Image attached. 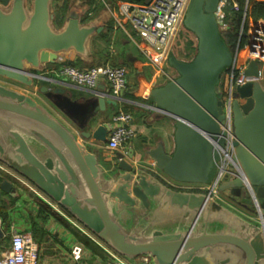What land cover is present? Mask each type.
Masks as SVG:
<instances>
[{
  "label": "water",
  "instance_id": "obj_1",
  "mask_svg": "<svg viewBox=\"0 0 264 264\" xmlns=\"http://www.w3.org/2000/svg\"><path fill=\"white\" fill-rule=\"evenodd\" d=\"M220 1L190 0L182 26L195 35L196 52L182 59L170 51L168 65L175 76L150 90L149 107L175 123L172 152L162 143L145 145L142 151L130 147L126 153L116 152L118 162L111 168L88 141H107L110 125L100 122L99 113L108 103L119 104L110 92L83 99L66 87L41 86V92L77 122L83 138L79 142L32 94L0 83V160L122 255L149 254L155 264H264V83L256 79L257 59L245 69L249 80L234 91L230 165L237 173L228 171L226 183L218 187L233 203L225 210L241 222L240 233L198 234L193 224L185 228L181 222L168 232L151 226L141 234L122 232L168 201L197 216L211 206L223 209L209 191L189 192L163 180L208 185L220 171L226 146L222 79L232 66H241L247 52L245 45L235 51L228 46L218 15ZM53 7L54 0H0L2 78L32 87L49 78L40 71L56 63L61 53L73 50L89 57L90 39L104 24L84 22L86 10L75 7L57 28ZM17 189L14 181L0 176V203ZM241 208L249 216L240 214ZM4 236L0 223V239ZM225 253L232 257L222 259Z\"/></svg>",
  "mask_w": 264,
  "mask_h": 264
},
{
  "label": "crops",
  "instance_id": "obj_2",
  "mask_svg": "<svg viewBox=\"0 0 264 264\" xmlns=\"http://www.w3.org/2000/svg\"><path fill=\"white\" fill-rule=\"evenodd\" d=\"M62 3L63 0H54L55 26L58 23L62 27L70 10L75 7L86 10L85 15L88 14L89 16L87 23L101 22L104 24L105 27L102 32L95 34L90 39L89 57L83 58L73 50L61 53L56 63H48L40 71L41 74L46 75L51 80L49 78L39 80L32 87L18 84L1 76L0 83L16 88L21 92L32 94L42 109L62 122L77 135L78 141L82 142L83 138L80 135L77 122L63 114L41 92V86L47 85L51 88L66 87L67 89H72L73 94L77 98L96 99L109 93L108 83L102 80L93 89L79 85L59 73L58 69L62 64H71L79 68H90L95 64L108 62L124 66L127 70L128 83L122 94V100L117 106L112 103L106 104V109L99 113L100 122L113 123L114 116L119 110L129 111L132 115L129 125L134 129L135 135L120 149L108 148V140L101 145H98L92 138L88 139V141L93 144L94 149L102 158L110 162L111 168H115L118 162L115 155L116 152L126 153L130 147L135 148L137 151H142L145 145L156 146L162 143L168 152H172L174 150L175 123L169 116H159L152 107H149L148 97L152 87L165 83L170 77L175 76V72L170 71L165 66L170 77L162 74L158 75L156 66L147 59L140 47L129 38L126 31L116 27L115 19L108 3H104L102 0H69L64 13H60V9L57 6ZM135 5L134 3L121 1L118 5L119 8L114 9L115 14H120L125 18L135 8ZM125 20L127 27L133 32L131 21ZM106 28L107 30H105ZM96 36L97 38H94ZM137 39L140 40V37L137 36ZM103 45L106 47L105 50L101 48ZM172 50L182 59H188L194 53L192 51L187 54L183 49V54L177 51L174 46L170 51ZM68 61L75 64L66 63ZM93 61L95 62L93 63ZM225 82L224 76L222 84L225 85ZM71 86L75 88H71ZM95 91L98 92L96 93ZM136 161L138 162V159H135L134 163ZM148 161L151 164L154 162L153 159H148ZM0 165L4 167L3 169L0 167V176L11 179L18 186L16 193L7 196V201L4 199L0 203V223L5 230V236L0 239V255L10 247L11 232L17 228L21 231L29 232L34 238L38 245L39 264H102L115 260L125 264H142L143 255H122L107 242L101 240L83 222L72 215L64 206L58 204L55 199L39 189L32 181L15 172L13 168L1 160ZM5 168L13 173H9ZM17 177L25 179L28 184H23ZM163 180L171 187H181L189 192L200 193L207 189L203 184H179L169 177L163 176ZM216 199L224 205L223 209L211 206L198 216L195 211L189 214L186 208L172 205L170 201L164 202V204L154 206L148 217L140 216L132 224V230L127 232L122 228V232L126 234H141L147 228L149 229L150 226L152 230L160 229L168 232L169 228L181 222L185 228L193 224L198 234L204 232L209 234L240 233L241 222L225 210L227 207L230 208L233 203L221 192ZM237 210L240 214L249 216V212H246L243 208ZM2 212H5L6 216H3ZM114 217L117 220L118 214L115 213ZM254 217L256 216L254 215ZM230 257H232L231 253L222 255L224 260ZM155 263L156 261L151 257V264Z\"/></svg>",
  "mask_w": 264,
  "mask_h": 264
},
{
  "label": "built area",
  "instance_id": "obj_3",
  "mask_svg": "<svg viewBox=\"0 0 264 264\" xmlns=\"http://www.w3.org/2000/svg\"><path fill=\"white\" fill-rule=\"evenodd\" d=\"M102 2L106 3L105 0H102ZM189 2L190 0H151L148 4H136L135 8L125 18L120 14H115L114 9L110 8V10L115 19L116 27H120L126 31L129 38L140 47L147 59L156 66L158 75L169 76L165 66L168 64L170 50L181 29ZM228 4H231L234 9L240 8L238 0L220 1L218 15L221 18L220 25L222 30L228 28L226 12L224 10ZM125 19L131 21L133 32L127 27ZM240 33L241 35L247 33V41L245 43L247 52L239 68H236L234 65L225 73V89L222 90L224 112L226 113V122L223 125V129L226 132V146L220 161L219 174L213 183L205 185L206 191H209L216 198L220 194L218 187L227 172L232 171L237 173V170L230 165L232 161V143L235 139L232 123V106L236 86L242 85L249 80V77L245 74V69L251 60H258L260 74L256 79L264 83V20H250L248 28L245 30L242 27ZM137 36L140 37V40L137 39ZM58 71L75 83L92 89L96 88L102 80H105L109 85L110 94L115 97L118 103L122 100V94L128 83L126 68L108 62L97 64L90 68H79L71 64H62ZM131 120L132 115L129 111L121 109L116 113L114 122L109 124L107 135L108 148L120 149L135 135L134 129L129 125ZM0 167L4 168L1 165ZM6 171L11 174L13 173L8 169ZM17 178L23 184H28L25 179L21 177ZM37 251L38 245L32 235L29 232L15 228L11 232L10 247L0 255V264H39ZM102 264L125 263L115 260ZM142 264H151V255H143Z\"/></svg>",
  "mask_w": 264,
  "mask_h": 264
},
{
  "label": "trees",
  "instance_id": "obj_4",
  "mask_svg": "<svg viewBox=\"0 0 264 264\" xmlns=\"http://www.w3.org/2000/svg\"><path fill=\"white\" fill-rule=\"evenodd\" d=\"M60 1V0H57ZM125 1L130 2L134 4H146V2L151 0H105L106 3L110 5L112 9L119 8V2ZM240 8L234 9L231 4H228L225 7L226 12V21L228 22V28L226 30H222V34L228 44V46L235 51L240 44V46H244L247 38L244 35H241L240 31L241 28L244 27L246 30L248 28L250 20H258L262 19L264 20V1L259 0H238ZM69 3V0H63V3L58 7L60 9V13H64L65 9L67 8V5ZM61 15V14H60ZM89 19L88 14L84 16V22H86ZM197 46L196 42L191 36H188L186 38V44H185V51L187 54H190V52H196ZM66 63H72L74 62L68 61ZM225 76V75H224ZM224 79V77H223ZM222 79V80H223ZM3 216H6L5 212H2Z\"/></svg>",
  "mask_w": 264,
  "mask_h": 264
},
{
  "label": "rangeland",
  "instance_id": "obj_5",
  "mask_svg": "<svg viewBox=\"0 0 264 264\" xmlns=\"http://www.w3.org/2000/svg\"><path fill=\"white\" fill-rule=\"evenodd\" d=\"M59 25H60V24H58V23L56 24L57 27H61V26H59ZM105 30H107V28H106ZM188 36H191V38H193V39L195 40V42H197L195 35H194L192 32L188 31V30H187L186 28H184L183 26H181V29H180V31H179V34H178V36L176 37L175 42H174V44H173L174 48H175L177 51L182 52L183 54H184V50H183V49H185V44H186V38H187ZM94 38H97V36L94 37ZM101 48H102V50H105V49H106L105 45H103ZM107 48H108V46H107ZM177 53H178V52H177ZM194 53H195V52H194ZM194 53H193V55L190 56L188 59H191V58L194 56ZM99 60H100V59H99ZM94 62H95V61H93V63H94ZM96 63H97V62H96ZM98 64H99V63H98ZM100 64H101V63H100ZM95 65H97V64H95ZM166 68L169 69V70L172 71V72H173V71L175 72V70H174L173 68L169 67L168 64L166 65ZM175 74H176V72H175ZM221 88H222V90L225 89L224 84L221 85ZM225 177H226V176H225ZM225 177L222 178L220 185H224V184L226 183L227 179H226ZM220 185H219V186H220Z\"/></svg>",
  "mask_w": 264,
  "mask_h": 264
},
{
  "label": "flooded vegetation",
  "instance_id": "obj_6",
  "mask_svg": "<svg viewBox=\"0 0 264 264\" xmlns=\"http://www.w3.org/2000/svg\"><path fill=\"white\" fill-rule=\"evenodd\" d=\"M4 79H5V78H4ZM37 81H39V80H37ZM37 81H36V82H37Z\"/></svg>",
  "mask_w": 264,
  "mask_h": 264
},
{
  "label": "bare ground",
  "instance_id": "obj_7",
  "mask_svg": "<svg viewBox=\"0 0 264 264\" xmlns=\"http://www.w3.org/2000/svg\"><path fill=\"white\" fill-rule=\"evenodd\" d=\"M219 14V13H218Z\"/></svg>",
  "mask_w": 264,
  "mask_h": 264
}]
</instances>
